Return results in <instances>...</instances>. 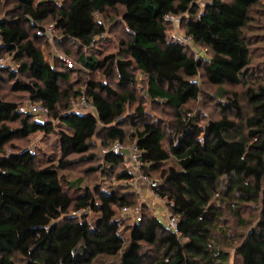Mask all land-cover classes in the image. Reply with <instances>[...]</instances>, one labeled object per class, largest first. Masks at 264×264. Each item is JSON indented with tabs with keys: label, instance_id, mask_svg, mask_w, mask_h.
Listing matches in <instances>:
<instances>
[{
	"label": "trees",
	"instance_id": "trees-1",
	"mask_svg": "<svg viewBox=\"0 0 264 264\" xmlns=\"http://www.w3.org/2000/svg\"><path fill=\"white\" fill-rule=\"evenodd\" d=\"M60 1L13 0V15L0 20V54L8 52L16 60L14 68H0V87L8 77L14 91L34 98L62 127L55 131L52 121H37L0 95V264H229L223 245H234L227 243L230 227L222 206L229 202L233 213L234 204L257 205L254 224L237 234L234 248L241 264H264V87H247L246 116L232 93L221 109L234 118L222 115L202 126L191 116L181 118L183 106L200 93V72L219 95L227 93L225 84L237 85L249 76L252 43L245 28L250 9L264 0H210L202 10L196 0ZM116 8L130 35L120 42V56L99 58L80 51L76 59L104 74L113 66L120 92L99 81H88L86 92L73 91L68 86L72 63L63 65L58 58L62 63H51L37 46L41 25L49 19L62 38L88 49L105 31L97 17ZM168 16L183 20L186 36L209 50V57L189 55L187 44L170 38ZM24 25L37 33L30 35ZM133 69L144 76L152 100L176 110L175 136L166 144L161 126L147 119L141 105L128 110L136 101L126 89L136 83ZM82 95L90 111L70 105ZM98 130L109 141H104V163L120 164L121 154L111 148L127 142L138 151L140 174H157L155 193L166 199L177 233L140 211L125 243L117 214L132 207L129 191L96 183L81 195L69 193L74 183L63 177L66 156L86 154ZM37 131L56 132L62 156L57 164L40 166L29 148L4 151L13 138ZM115 178L128 181L133 174L121 168ZM89 212L98 213L93 229Z\"/></svg>",
	"mask_w": 264,
	"mask_h": 264
},
{
	"label": "rangeland",
	"instance_id": "rangeland-1",
	"mask_svg": "<svg viewBox=\"0 0 264 264\" xmlns=\"http://www.w3.org/2000/svg\"><path fill=\"white\" fill-rule=\"evenodd\" d=\"M36 2L41 0H35ZM49 1V0H46ZM210 0H196L199 10L209 2ZM61 1L58 0V4ZM13 0H0V20L10 17L14 13ZM120 8L114 10H106L105 14L97 17L104 26V33L99 37L97 42L93 43L91 48L82 49L78 43L67 41L60 35L59 30L56 29L53 22L49 19L44 21L41 25L42 32L40 34L37 46L42 49L44 57L49 62L66 63L70 66L72 63V73L70 74L69 87L73 91L77 89L86 92V84L88 81L104 82L115 91L120 92V85L118 83L119 78L113 66L110 67L108 73L104 74L103 70L89 71L86 68L80 66L77 62L79 52H83L85 55L93 53L99 58L104 56H120V52L123 51L121 41H127L129 39V33L121 21ZM250 20L245 28V34L250 38V54H249V76L242 79V82L237 85L225 84L222 89L226 94L219 95L218 88L206 81L202 72L196 77V81L199 82L200 93L195 100L188 101L182 109L181 118L191 116L196 125H204L210 120L217 119L222 115H226L229 118H234L233 112H226L221 109L222 101L229 98L232 93L237 94V101L240 104L242 113L246 116L250 112V105L246 98V89L251 87L256 89L259 86L264 87V3L261 2L250 9ZM167 35L177 41L188 45L187 53L194 57L204 56L209 57L210 52L204 47L197 46L191 39L185 34V23L180 20L179 17L168 16ZM28 28V25H24ZM44 28V29H43ZM30 35L37 33L33 28H28ZM58 58V59H57ZM18 62V61H17ZM8 68H14L16 66V60L12 54L8 52H2L0 54V66ZM136 76V83L133 87L126 86V89L131 90L136 98L135 103L131 104L128 110H132L133 107L138 104L141 105L147 114L148 120L155 121L161 126L164 132V138L166 142L175 136V124H176V110L166 103L160 100H152L146 93V83L144 76L139 73L137 69L132 70ZM21 80H26L22 75L17 76ZM12 81L5 76L0 87V95L3 99L14 102L20 109V107H28L30 104H37L34 98L30 97L25 92L14 91L12 87ZM221 96V97H220ZM70 105L72 108L78 111H90L91 108L81 107L80 99H71ZM183 113L185 115L183 116ZM37 121H52L55 131H59L62 127L56 120H53L50 114H34ZM9 126L16 127L17 123L7 122ZM56 132L45 134L42 132H34L26 138H13L4 146L5 152L16 151L22 148H29L33 154L37 157L40 166L49 165L51 163L57 164L60 160L61 153L59 150V143L57 140ZM108 143L104 131L101 133L99 130L91 140V148L86 154H68L66 159L69 160V165L63 172V177L74 183V186L69 187V193L74 195H81L82 190L85 187H91L96 183L102 184V188L107 186L116 187L120 186V190L129 191L131 193L130 200L132 207L129 208L128 213H124L120 210L117 216L121 219L119 225V234L127 243L129 237V226L134 225L141 213H152L158 218V220L166 227L168 221V203L166 199L161 198L155 193V188L150 187V182L157 179L155 172H150V176L145 177L140 174L139 171H135L132 166L131 152L133 145L125 142L123 143V149L118 153L121 154L122 162L116 166H109L104 163L102 157L104 150L108 147L104 144ZM107 144V145H108ZM112 143H110L111 145ZM109 145V147H110ZM92 153V158H87L88 154ZM169 163H165L168 165ZM101 165V166H100ZM121 168H127L133 174V178L128 181L117 180L116 174ZM144 177V178H143ZM152 189V190H151ZM226 212L223 219L226 221V225L230 227L228 230L227 243L234 245L228 247L223 245L225 250L229 251V264H241L239 256L235 252V245L237 243V234L247 231L255 222L257 217V205L250 202H242L240 204H234L235 213L229 210L232 207L230 204L222 205ZM98 219V213L89 212L87 221L91 229L94 228ZM138 221V220H137ZM150 254L148 253L147 257ZM146 260V258H145ZM147 261V260H146Z\"/></svg>",
	"mask_w": 264,
	"mask_h": 264
},
{
	"label": "built area",
	"instance_id": "built-area-1",
	"mask_svg": "<svg viewBox=\"0 0 264 264\" xmlns=\"http://www.w3.org/2000/svg\"><path fill=\"white\" fill-rule=\"evenodd\" d=\"M168 18V17H167ZM60 59H62L61 57H59ZM3 67V65L0 66V68ZM80 106L85 108V107H88L90 106V104L88 103V101L85 99V97L82 95L81 98H80ZM21 112H26V111H29L33 114H36V113H40V114H43V115H46L48 112H47V109L39 104H35V105H32L30 104L28 107H20L19 109ZM123 149V145L119 142H115L111 148V152L117 154L119 153L121 150ZM131 160H132V166L134 168L135 171H139V168H140V164H139V160H138V151L136 149L135 146H133V150L131 152ZM144 178V177H143ZM157 185L156 181H152L150 182V187L155 188ZM151 189V190H152ZM124 213H128L129 212V208L128 207H124L121 209ZM168 221H167V228L169 230H171L173 233H177V220L175 217L171 216L168 214ZM137 220H139V217L137 216Z\"/></svg>",
	"mask_w": 264,
	"mask_h": 264
}]
</instances>
